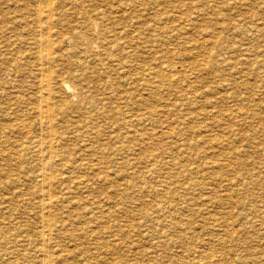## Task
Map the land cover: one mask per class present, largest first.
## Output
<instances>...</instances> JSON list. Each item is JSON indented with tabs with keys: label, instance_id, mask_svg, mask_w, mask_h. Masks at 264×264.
<instances>
[{
	"label": "rangeland",
	"instance_id": "rangeland-1",
	"mask_svg": "<svg viewBox=\"0 0 264 264\" xmlns=\"http://www.w3.org/2000/svg\"><path fill=\"white\" fill-rule=\"evenodd\" d=\"M14 1H0V16L6 14L4 18L7 21L4 18L0 19V46L3 48H0V52L3 54L0 53V79H2L0 85L4 83L0 86V109L7 110L6 112L0 110V137L4 138H0V144L2 143L0 145V257H2L0 264H39V262L40 264H264V0H113L114 5L109 3L113 2L112 0H108L109 2L107 0H79V4L76 2L77 0H51V4H53L51 5V20H48L45 13L41 12V10L46 11L47 9L43 0ZM12 2L14 3L12 4ZM69 3H72L70 7ZM8 4L10 9H8ZM29 4L34 10L30 6L27 7ZM15 5L16 8H14ZM144 5L146 6L144 7ZM38 7L40 11L37 10ZM56 7L58 9H55ZM104 8H108L109 11ZM14 9L18 10V13ZM99 9H101L100 12ZM117 9L124 12L121 14ZM102 11H106L107 14L104 15ZM62 13L64 14L62 15ZM111 13L117 15L114 16ZM83 15L85 17H82ZM87 15H90L91 21L96 23L92 24L91 21L88 23ZM99 15H104V20ZM107 15L112 16L106 17ZM128 16L134 19H130ZM19 17L24 19L23 22ZM81 17L86 19H80ZM74 19L75 21L72 22ZM1 20L5 23H1ZM38 21L41 23H37ZM59 21L63 23L61 24ZM56 22H59L60 26H57ZM119 23L120 25H117ZM72 25H74V29ZM8 27L12 29L10 28V30ZM86 27L88 29H84ZM128 27L131 28L128 29ZM32 28H34L33 31H31ZM55 28H58L57 31ZM58 31L60 32L57 33ZM9 32L10 38H8ZM31 33L34 38L32 35L30 36ZM48 35L51 40L50 46H52L49 47L50 50L47 48L51 54L50 60L42 56L47 50L40 53L41 37ZM107 35H109L108 38ZM13 37L16 38L13 39ZM18 38L19 43L17 42ZM109 41L112 43L109 44ZM35 44L40 46L39 49ZM102 44L104 45L102 46ZM128 44L132 46L130 47ZM143 44L148 46H143ZM66 46L70 48H66ZM71 48L72 51H70ZM61 49L65 50L68 56L64 55L65 53ZM10 51L12 52L10 53ZM26 51H30V53L27 54ZM139 51H142L141 54ZM82 52L84 53L81 54ZM98 52L101 55L97 54ZM86 53L89 59L86 58ZM127 53L128 55H125ZM121 54L125 55L126 60L124 58H122L123 61L121 60ZM103 57L104 59H102ZM19 59L21 61L18 63ZM57 59L59 63H57ZM95 60L98 63L93 62ZM114 61L117 63V67H115ZM136 61L139 62L136 63ZM78 62L83 63L81 64L83 68ZM88 62L90 63L88 64ZM101 62H103L104 68ZM69 63L71 64L69 65ZM92 63L95 67L93 69ZM107 63L110 64L106 69ZM111 66L114 69L121 67L123 71L118 69L119 71L116 73L115 70L114 73ZM126 66H130V68ZM77 67H80L81 71ZM135 68L140 73L135 72ZM131 69L134 71L132 72ZM83 70L86 72L88 70V72L85 73ZM101 70L102 73H105H103L104 75L100 74ZM33 71L35 72L33 73ZM42 72L43 74L52 72L51 77L53 78L48 79L44 76L45 78L43 77L42 80L38 79L43 75ZM94 72L98 73L97 76L95 74L93 76ZM63 78L64 80L61 81L60 79ZM39 80L41 81L39 82ZM90 80L100 82L93 84ZM113 80L114 82H112ZM117 80L119 84L116 83ZM7 81L8 83H6ZM57 81H59L58 85H56ZM76 81L79 82V87L75 83ZM130 81H133V84H129ZM112 83L113 85H110ZM35 84L36 86H34ZM47 87L52 88L51 99L45 100L48 92ZM25 88L28 89L24 90ZM91 98H95L93 102L90 101ZM31 101L34 103L32 104ZM44 101L51 104L53 114L56 112L53 119H50L53 114L51 117H48L47 114L44 116L37 114L38 106L46 105ZM103 101H105V105L102 103ZM10 102L15 104L10 105ZM76 103L77 105H75ZM115 106H117L116 109ZM130 108L132 111H129ZM144 111L147 113L148 119L145 117ZM106 112L109 116H105ZM60 113L61 115L66 113V116H61ZM55 115L60 116L55 117ZM128 115H132L130 118L134 119L128 121ZM74 121L77 126L71 123ZM145 121H147V125ZM8 122L9 124H7ZM77 123H79V127ZM124 123L128 126L126 124L124 126ZM5 126L9 129V133ZM19 126L22 129H19ZM2 127L5 128L2 130ZM81 127L83 132L86 130L84 133L81 131ZM131 128L134 130L137 128V131L134 132ZM76 129L77 131H75ZM143 130L144 132H142ZM3 131L7 133L3 134ZM14 131L15 133H13ZM138 131L139 133H137ZM65 132L68 133L65 136L68 137L67 140L64 135L62 136ZM118 132H122L123 135ZM32 134L35 135L32 136ZM83 134L85 135L83 136ZM97 134L101 137H97ZM117 138L120 139L117 140ZM61 139L62 141H60ZM46 141H49V144ZM139 141L143 143H139ZM55 142H57L56 145ZM74 142L79 143H76L74 147ZM130 142L132 143L130 144ZM111 143L114 148L110 146ZM172 143L176 144L173 146ZM19 144L22 145L19 146ZM50 144L52 147H49ZM64 144L67 145V148ZM58 145L61 146L58 148ZM62 146H64V150L61 148ZM91 146L96 147L93 148L94 152ZM111 147L114 150L119 148L114 151ZM19 148L21 151L18 150ZM24 149L25 151H22ZM80 151H84V154ZM129 151L132 152L129 154ZM65 154L67 156H64ZM76 154H78L77 156L82 155L76 158L74 156ZM139 155L140 159L137 158ZM142 155L146 157H142ZM62 156L67 157L68 162ZM123 156L125 158L122 159ZM47 173L48 175H46ZM43 177L46 179L44 180ZM46 194L51 197L48 195L47 199ZM40 197L42 198L40 199ZM51 201L55 202L50 204ZM46 215L52 216L49 218ZM43 217L49 218V220H43ZM46 226L53 231L49 230V232ZM54 227L55 229H53ZM40 230H42L41 234ZM165 233H168L167 237ZM20 235L22 241L18 240ZM11 240L14 241L11 242L12 244H10ZM36 243L38 245L35 246ZM21 245H24V249ZM38 246L44 249H38ZM8 248L11 250L9 251ZM28 250L29 252H27ZM9 252H13L12 255L15 253V256H11ZM44 253L50 256L44 255ZM23 256L24 258H22Z\"/></svg>",
	"mask_w": 264,
	"mask_h": 264
},
{
	"label": "bare ground",
	"instance_id": "bare-ground-1",
	"mask_svg": "<svg viewBox=\"0 0 264 264\" xmlns=\"http://www.w3.org/2000/svg\"><path fill=\"white\" fill-rule=\"evenodd\" d=\"M0 1H1V0H0ZM3 1H5V0H3ZM12 1H14V0H12ZM21 1H22V0H21ZM40 1H41V0H40ZM61 1H62V0H61ZM78 1H79V0H77L76 2L78 3ZM112 1H113V0H112ZM116 1H119V0H116ZM121 1H122V0H121ZM129 1H130V0H129ZM137 1H138V0H137ZM14 2H15V1H14ZM14 2H12V4H13ZM16 2H17V1H16ZM43 2H44L45 5L47 6V7H46L47 9H46V11L41 10V12H44V13H45V16H46V18H48V20H49V19L51 20V17H52L51 5H53V4H51V0H43ZM43 2H42V3H43ZM107 2H109V1L107 0ZM141 2H143V1H141ZM144 2H146V1H144ZM144 2H143V3H144ZM2 3H4V2H2ZM2 3H1V4H2ZM10 3H11V2H10ZM21 3L23 4V2H21ZM32 3H34V2H32ZM40 3H41V2H40ZM77 3H76V4H77ZM102 3H103V2H102ZM109 3H113V5H114V1H113V2L110 1ZM127 3H128V2H127ZM136 3H137V2H136ZM136 3H135V4H136ZM139 3H140V1H139ZM6 4H7V3H6ZM15 4H16V3H15ZM36 4H37V3H36ZM69 4H70V3H69ZM78 4H79V3H78ZM117 4H118V3H117ZM121 4H122V3H121ZM131 4H132V3H131ZM140 4H141V3H140ZM4 5H5V4H4ZM20 5H21V4H20ZM32 5H33V4H32ZM40 5H42V4H40ZM54 5L57 6V4H54ZM71 5H72V3L69 5V7H70ZM119 5H120V3H119ZM138 5H139V4H138ZM7 6H8V9H10V8H9V4H8ZM11 6H12V5H11ZM23 6H25V5H23ZM28 6H30V4L27 5V7H28ZM59 6H61V5H59ZM63 6H64V5H63ZM63 6H62V7H63ZM107 6H108V5H107ZM110 6H111V5H110ZM120 6H121V5H120ZM133 6H134V5H133ZM139 6H140V5H139ZM145 6H146V5H144V7H145ZM18 7H19V6H18ZM27 7H26V8H27ZM30 7H31V6H30ZM40 7H43V6H40ZM53 7H54V6H53ZM64 7H65V6H64ZM64 7H63V8H64ZM81 7H82V6H81ZM113 7H115V6H113ZM113 7H110V8H113ZM117 7H118V6H117ZM1 8H2V7H1ZM12 8H13V7H12ZM14 8H16V5L14 6ZM31 8H32V7H31ZM35 8H37V7H35ZM60 8H61V7H60ZM71 8H72V7H71ZM73 8H74V6H73ZM73 8H72V11H73ZM115 8H116V7H115ZM115 8H113V10H115ZM125 8H126V7H125ZM132 8H134V7H132ZM135 8H136V7H135ZM3 9H5V8H3ZM3 9H2V10H3ZM8 9H7V10H8ZM23 9H24V8H23ZM55 9H58V8L56 7ZM55 9H53V10H55ZM69 9H70V8H69ZM80 9H81V8H80ZM82 9H83V8H82ZM82 9H81V10H82ZM104 9H105V8H104ZM120 9H121V8H120ZM14 10L16 11V9H14ZM21 10H22V9H21ZM32 10H34V9L32 8ZM37 10H39V7H38ZM78 10H79V9H78ZM100 10H101V9H99V12H100ZM105 10H108V8L105 9ZM122 10H123V7H122L121 11H122ZM140 10H141V9H140ZM5 11H6V10H5ZM9 11H10V10H9ZM9 11H8V12H9ZM15 11H14V12H15ZM17 11H18V10H17ZM17 11H16V12H17ZM35 11H36V10H35ZM35 11H34V12H35ZM39 11H40V10H39ZM57 11H58V10H57ZM63 11H64V10H63ZM63 11H61V12H63ZM79 11H80V10H79ZM83 11H84V10H83ZM91 11H93V10H91ZM108 11H109V10H108ZM117 11H118V9H117ZM117 11H116V12H117ZM121 11H118V12H121ZM12 12H13V11H12ZM36 12L38 13V11H36ZM66 12H67V11H66ZM93 12H94V11H93ZM99 12H98V13H99ZM102 12H104V11H102ZM111 12H112V11H111ZM123 12H124V11H123ZM123 12H121V14H122ZM142 12H143V11H142ZM4 13H5V12H4ZM6 13H7V12H6ZM17 13H18V12H17ZM17 13H16V14H17ZM19 13H20V11H19ZM21 13H22V12H21ZM64 13H65V12H64ZM64 13H62V15H63ZM79 13H80V12H79ZM84 13H85V12H84ZM87 13H88V12H87ZM105 13H106V11L104 12V15H105ZM112 13H113V12H112ZM112 13H111V14H112ZM54 14H56V13H54ZM58 14H59V12H58ZM58 14H57V15H58ZM96 14H97V13H96ZM106 14H107V13H106ZM2 15H3V12H2ZM5 15H6V14H4V16H5ZM10 15H11V14H10ZM10 15H9V17H10ZM12 15H13V14H12ZM38 15H39V13H38ZM57 15H56V16H57ZM66 15H67V14H66ZM85 15H86V13H85ZM85 15H83L82 17H85ZM104 15H103V16H102V15H99V17H100V18H103ZM112 15L115 16V15H117V14H112ZM112 15H107L106 17H108V16H112ZM129 15H130V14H129ZM144 15H145V14H144ZM144 15H143V16H144ZM147 15H148V14H147ZM147 15H145V16H147ZM4 16H2V17L0 16V19H1V18H4ZM32 16H33V13H32ZM43 16H44V15H43ZM60 16H61V15H60ZM87 16H88V15H87ZM89 16H90V15H89ZM89 16L87 17L88 21L86 20L88 23H90V21H91V19H90ZM95 16H96V15H95ZM95 16H94V17H95ZM13 17H15V16H13ZM68 17H69V16H68ZM82 17H81L80 19H83V20L86 19V18L84 19V18H82ZM91 17H92V16H91ZM106 17H105V18H106ZM116 17H117V16H116ZM119 17H120V16H118V19H120ZM121 17H122V16H121ZM125 17H126V15H125ZM128 17H129V16H128ZM10 18H11V17H10ZM30 18H31V17H30ZM62 18H63V17H62ZM62 18H61V20L63 21ZM75 18H76V17H75ZM95 18H96V17H95ZM97 18H98V16H97ZM129 18L131 19V18H133V17H129ZM5 19H6V18H4V20H5ZM19 19H20V17H19ZM33 19L35 20V16L33 17ZM33 19L31 18V20H33ZM43 19H44V18H43ZM66 19H68V18H66ZM76 19H78V18H76ZM107 19H109V18H107ZM111 19H112V18H111ZM118 19H117V20H118ZM133 19H134V18H133ZM20 20H22V18H21ZM20 20H19V21H20ZM23 20H24V19H23ZM23 20H22V22H23ZM31 20H30V21H31ZM38 20H39V19H38ZM40 20H41V19H40ZM83 20H82V21H83ZM92 20H93V19H92ZM96 20H98V19H96ZM103 20H104V18H103ZM103 20H102V21H103ZM105 20H106V19H105ZM115 20H116V19H115ZM121 20H122V19H121ZM126 20H128V19H126ZM136 20H137V18H136ZM136 20H135V21H136ZM5 21H6V20H5ZM14 21H15V20L13 19V22H14ZM25 21H26V20H25ZM74 21H75V19H74L72 22H74ZM78 21L80 22L81 20H78ZM78 21H77V22H78ZM100 21H101V20H100ZM106 21H107V20H106ZM2 22H3V20H1V23H2ZM6 22H7V21H6ZM13 22H12V24H13ZM22 22H21V23H22ZM42 22H44V21H42ZM54 22H55V21H54ZM59 22H60V21H59ZM59 22H58V23L56 22L57 26H60ZM66 22H68V21H66ZM91 22H92V21H91ZM94 22H95V21H93L92 24H94ZM107 22H110V21H107ZM115 22H117V21H115ZM115 22H113V24H115ZM127 22H128V21H127ZM129 22H130V20H129ZM3 23H5V22H3ZM21 23H20V24H21ZM37 23H41V22L38 21ZM60 23H61V22H60ZM62 23H63V22H62ZM62 23H61V24H62ZM83 23H84V22H83ZM88 23H87V24H88ZM95 23H96V22H95ZM102 23H103V22H102ZM130 23H131V22H130ZM130 23H129V24H130ZM132 23H133V22H132ZM134 23H135V22H134ZM136 23H137V22H136ZM6 24H8V23H6ZM22 24H23V23H22ZM25 24H26V23H25ZM34 24H35V22H34ZM44 24H45V23H44ZM48 24H49V23H48ZM74 24H75V23H74ZM97 24H98V21H97ZM110 24L112 25L111 22H110ZM121 24H122V23H121ZM1 25H2V24H1ZM38 25H39V24H38ZM51 25H52V24H51ZM63 25H64V24H63ZM69 25H70V24H69ZM69 25H68V27L70 28ZM78 25H79V23H78ZM95 25H96V24H95ZM117 25H120V23L117 24ZM132 25H133V24H132ZM134 25H135V24H134ZM3 26L5 27V25H3ZM42 26H43V24H42ZM44 26H45V25H44ZM72 26H73V29H74V25H72ZM105 26H107V25H105ZM115 26H116V24H115ZM115 26H113V27H115ZM121 26H122V25H121ZM128 26H129V25H128ZM13 27H14V25H13ZM39 27H40V25H39ZM61 27L63 28V26H61ZM75 27H76V25H75ZM84 27H85V26H84ZM88 27H89V26H88ZM94 27H95V26H94ZM94 27H93V28H94ZM101 27H102V26H101ZM103 27H104V26H103ZM103 27H102V28H103ZM109 27H110V26H109ZM123 27H124V26H123ZM126 27H127V26H126ZM126 27H124V28H126ZM10 28H11V27H10ZM10 28L8 27V29H10ZM50 28H51V27H50ZM59 28H60V27H59ZM65 28H66V27H65ZM78 28H80V27L78 26ZM90 28H91V27H90ZM90 28H89V29H90ZM105 28H107V27H105ZM110 28H111V27H110ZM110 28H109V29H110ZM117 28H118V26H117ZM124 28H123V29H124ZM130 28H131V27H130ZM130 28L128 27V29H130ZM11 29H12V28H11ZM11 29H10V30H11ZM33 29H34V28H32L31 31H33ZM39 29H40V28H39ZM42 29H43V28H42ZM55 29H56V28H55ZM57 29H58V28H57ZM57 29H56V31H57ZM60 29H61V28H60ZM75 29H76V28H75ZM84 29H88V28L86 27V28H84ZM84 29H82V30H84ZM112 29H113V28H112ZM115 29H116V27H115ZM119 29H120V26H119ZM1 30H2V28H1ZM4 30H5V29H4ZM10 30H9V31H10ZM70 30H71V29H70ZM76 30H77V29H76ZM101 30H102V29H101ZM116 30H117V29H116ZM116 30H115V31H116ZM120 30H121V29H120ZM132 30H133V29H132ZM132 30H131V31H132ZM72 31H73V30H72ZM79 31H80V30H79ZM99 31H100V30H99ZM106 31H107V29H106ZM2 32H3V31H2ZM34 32H35V30H34ZM45 32H47V31H45ZM59 32H60V31H58L57 33H59ZM63 32H65V31L63 30ZM86 32H87V30H86ZM94 32H95V31H94ZM109 32H110V30H109ZM119 32H120V31H119ZM121 32H123V31H121ZM134 32H135V31H134ZM3 33H4V32H3ZM6 33H7V32H6ZM39 33H40V32H39ZM57 33H56V34H57ZM67 33H68V32H67ZM78 33H79V32H78ZM80 33H81V32H80ZM97 33H98V32H97ZM115 33H116V32H115ZM123 33H124V32H123ZM123 33H121V34H123ZM128 33H129V32H128ZM131 33H132V32H131ZM1 34H2V33H1ZM7 34H8V33H7ZM48 34H49V33H48ZM53 34H54V33H53ZM53 34H52V35H53ZM70 34H71V32H70ZM82 34H83V33H82ZM84 34H86L85 31H84ZM88 34H89V33H88ZM31 35H32L33 38H34V35H33L32 33L30 34V36H31ZM46 35H47V33H46ZM73 35H74V34H73ZM101 35H102V34H101ZM103 35H104V34H103ZM109 35H110V37H111V34H109ZM109 35H107L106 37L108 38ZM115 35L117 36V33H116ZM115 35H114V39H115ZM119 35H120V33H119ZM124 35H125V34H124ZM126 35H129V34H126ZM2 36H3V35H2ZM35 36H36V35H35ZM38 36H39V35H38ZM61 36H62V34H61ZM88 36H89V35H88ZM104 36H105V35H104ZM133 36H134V35H133ZM136 36H138V35L136 34ZM136 36H135V37H136ZM6 37H7V36H6ZM36 37H37V36H36ZM49 37H50L49 35H48V36H44L43 38L41 37V40H40V44H41V45L39 44V42H37V39H36V42H37L41 47H40L39 45L37 46V45H36L37 43L33 41L34 43H36L35 45L38 47V49H39V47L41 48V49H40V53L43 52V51H45V50H47V48L50 50V48L52 47V46H50V45H51V40H49ZM64 37H65V35H64ZM127 37H129V36H127ZM131 37H132V36H131ZM8 38H10V32H9V37H8ZM11 38H12V37H11ZM15 38H16V37H13V39H15ZM51 38H52V37H51ZM53 38H54V37H53ZM66 38H67V37H66ZM86 38H87V37H86ZM98 38H99V37H98ZM55 39H56V38H55ZM68 39H69V37H68ZM68 39H67V40H68ZM75 39H76V38H75ZM92 39H93V38H92ZM103 39H104V37H103ZM121 39H122V38H121ZM121 39H119V40H121ZM124 39H125V38H124ZM124 39H123V40H124ZM130 39H131V38H130ZM72 40H73V39H72ZM96 40H98V39H96ZM126 40H127V39H126ZM126 40H125V41H126ZM135 40H136V39H135ZM143 40H144V39H143ZM18 41H19V38L17 39V42H18ZM20 41H22V40H20ZM24 41H26V40H24ZM24 41H23V43H24ZM101 41H103V40H101ZM104 41H105V40H104ZM107 41H108V40H107ZM107 41H105V42H107ZM112 41H113V40H112ZM129 41H130V40H129ZM0 42H1V41H0ZM10 42H11V41H10ZM10 42H9V44H10ZM26 42H27V41H26ZM31 42H32V41H31ZM67 42H68V41H67ZM105 42H104V43H105ZM114 42H115V41H114ZM116 42H117V40H116ZM122 42H123V41H122ZM126 42H127V41H126ZM130 42H131V41H130ZM130 42H129V43H130ZM135 42H136V41H135ZM145 42H146V41H145ZM145 42H144V43H145ZM12 43H13V42H12ZM18 43H19V42H18ZM27 43H28V42H27ZM88 43H89V42H88ZM98 43H99V42H98ZM101 43H102V42H101ZM101 43H100V44H101ZM111 43H112V42H111ZM111 43H110V41H109V44H111ZM132 43H133V42H132ZM139 43H140V42H139ZM53 44H54V43H53ZM66 44H67V43H66ZM92 44H93V42H92ZM94 44H95V43H94ZM114 44H115V43H114ZM124 44H125V43H123V45H124ZM12 45H13V44H12ZM35 45H34V46H35ZM59 45H60V43H59ZM80 45H81V44H80ZM97 45L99 46V44H97ZM103 45H104V44H102V46H103ZM106 45H107V43H106ZM112 45H113V44H112ZM115 45H116V44H115ZM121 45H122V44H121ZM126 45H127V44H126ZM129 45H130V44H128V46H129ZM136 45H137V44H136ZM139 45H140V44H139ZM139 45H138V46H139ZM141 45H142V44H141ZM141 45H140V46H141ZM144 45H146V44H143V46H144ZM32 46H33V45H32ZM77 46H78V45H77ZM102 46H101V47H102ZM107 46H108V45H107ZM116 46H117V45H116ZM124 46H125V45H124ZM124 46H123V47H124ZM131 46H132V45H130V47H131ZM133 46H134V45H133ZM138 46H135V47L137 48ZM140 46H139V47H140ZM146 46H148V45H146ZM37 47H34V48H37ZM49 47H50V48H49ZM63 47H64V45H63ZM67 47L70 48L69 46H66V48H67ZM81 47H82V46H81ZM101 47H100V48H101ZM105 47H106V46H105ZM111 47H112V46H111ZM119 47H121V46H119ZM126 47H127V46H126ZM0 48H2V47L0 46ZM6 48H7V47H6ZM6 48H4V49H6ZM12 48H13V47H12ZM12 48H11V49H12ZM16 48H17V47H16ZM16 48H15V49H16ZM58 48H59V47H58ZM61 48H62V47H61ZM76 48H77V47H76ZM86 48H89V47H86ZM140 48H141V47H140ZM144 48H145V47H144ZM2 49H3V48H2ZM23 49H24V47H23ZM62 49H63V48H62ZM62 49H61V50H62ZM64 49H65V48H64ZM90 49H92V48H90ZM122 49H123V48H122ZM122 49H121V50H122ZM49 50H47L46 52H44V54H42V56H45V57L47 58V60H50V59H51V54H50ZM77 50H78V49H77ZM80 50H81V49H80ZM83 50H84V48H83ZM86 50H88V49H86ZM93 50H94V49H93ZM123 50H124V49H123ZM136 50H137V49H136ZM2 51H3V50H2ZM4 51H5V50H4ZM14 51H15V50H14ZM18 51H19V50H18ZM23 51H24V50H23ZM37 51H39V50H37ZM62 51L65 53V50H62ZM70 51H72V48L70 49ZM73 51H74V50H73ZM102 51H103V50H102ZM104 51H105V50H104ZM111 51H112V50H111ZM119 51H120V50H119ZM130 51H131V49H130ZM133 51H134V50H133ZM11 52H12V51H10V53H11ZM16 52H17V51H16ZM16 52H15V53H16ZM26 52H27V51H26ZM28 52L30 53V51H28ZM28 52H27V54H29ZM58 52H59V51H58ZM58 52H57V53H58ZM86 52H87V51H86ZM100 52H101V50H100ZM100 52H98L97 54H100V55H101L102 52H101V53H100ZM117 52H118V51H117ZM120 52H121V51H120ZM128 52H129V49H128ZM140 52H142V51H139V53H140ZM0 53H1V52H0ZM15 53H13V54H15ZM19 53H21V52H19ZM74 53H75V51H74ZM78 53H79V52H78ZM78 53H77V54H78ZM83 53H84V52H82L81 54H83ZM87 53H90V52H87ZM87 53H86V54H87ZM95 53H96V52H95ZM95 53H94V54H95ZM130 53H132V52H130ZM135 53H137V52H135ZM139 53H138V54H139ZM1 54H2V53H1ZM6 54H7V53H6ZM6 54H5V55H6ZM17 54H18V52H17ZM17 54H16V55H17ZM32 54H33V53H32ZM32 54H30V55L32 56ZM52 54L54 55V53H52ZM68 54H69V53H68ZM72 54H73V52H72ZM91 54H92V53H91ZM94 54H93V55H94ZM103 54H104V53H103ZM108 54H111V52H108ZM112 54H113V53H112ZM140 54H141V53H140ZM2 55H3V54H2ZM10 55H11V54H10ZM53 55H52V56H53ZM64 55H67V54L65 53ZM64 55H63V56H64ZM74 55H76V54H74ZM104 55L107 56V54H104ZM125 55H128V53L125 54ZM125 55L122 56V54H121V56H122V57L120 56V57H121V60H122V58H124ZM129 55H130V54H129ZM133 55H134V53L132 54V56H133ZM0 56H1V55H0ZM7 56H8V55H7ZM7 56H5V57H7ZM58 56H59V53L57 54V57H58ZM67 56H68V55H67ZM67 56H66V57H67ZM72 56H73V55H72ZM90 56H91V55H90ZM94 56H95V55H94ZM96 56L98 57V55H96ZM116 56H117V55H116ZM135 56H136V54H135ZM135 56H134V57H135ZM139 56H140V55H139ZM2 57H3V56H2ZM5 57H4V58H5ZM12 57H14V56H12ZM12 57H11V58H12ZM57 57H56V58H57ZM61 57H62V55H61ZM61 57H60V58H61ZM64 57H65V56H64ZM69 57H70V56H69ZM83 57H84V56H83ZM107 57H109V56H107ZM107 57H105V58H107ZM117 57H118V56H117ZM137 57H138V56H137ZM4 58H3V59H4ZM22 58H23V57H22ZM54 58H55V57H54ZM62 58H63V57H62ZM70 58H71V57H70ZM74 58H76V57L74 56ZM74 58H73V59H74ZM77 58H78V56H77ZM84 58H85V57H84ZM86 58H88V54H87ZM90 58H91V57H90ZM109 58H110V57H109ZM109 58H108V60H109ZM113 58H115V57H113ZM113 58H112V59H113ZM132 58H133V57H132ZM132 58H131V59H132ZM135 58H136V57H135ZM58 59H59V57H58ZM58 59L56 60L57 63H59V62H58V61H59ZM65 59H67V58H65ZM73 59H72V62H73ZM88 59H89V58H88ZM102 59H104V57H103ZM102 59H101V60H102ZM110 59H111V58H110ZM116 59H117V58H116ZM124 59H125V58H124ZM136 59H137V58H136ZM139 59H140V58H139ZM24 60H26V58H24ZM92 60H94V59L92 58ZM98 60H99V59H98ZM121 60L119 59V61H121ZM125 60H126V59H125ZM14 61H15V60H14ZM18 61L20 62L21 59L17 60V62H18ZM45 61H46V59H45ZM115 61H116V60H115ZM115 61H114V63H115ZM122 61H123V60H122ZM132 61L134 62L133 59H132ZM0 62H1V61H0ZM11 62H13V61H11ZM19 62H18V63H19ZM79 62H80V61H79ZM79 62H78V63H79ZM93 62H97V61L95 60V61H93ZM99 62H100V61H99ZM112 62H113V61H112ZM116 62H117V61H116ZM124 62H125V61H124ZM128 62H129V61H128ZM138 62H139V61H138ZM138 62L136 61V63H138ZM13 63H14V62H13ZM18 63H17V64H18ZM39 63H40V62H39ZM89 63H90V62H88V64H89ZM97 63H98V62H97ZM97 63H96V64H97ZM101 63H102V67L104 68V66H103V62H101ZM104 63H105V60H104ZM110 63H111V62H110ZM110 63H107V66H105V68L108 67V66H109L108 64H110ZM120 63H121V62H120ZM129 63H130V62H129ZM136 63H135V64H136ZM40 64H41V63H40ZM40 64H39V65H40ZM65 64H66V62H65ZM70 64H71V63H69V65H70ZM72 64H74V63H72ZM81 64H83V63H79L80 67L83 68V67L81 66ZM96 64H95V66H97ZM116 64H117V63H115V65H116ZM122 64H123V63H122ZM126 64H127V63H126ZM130 64H131V63H130ZM11 65H12V64H11ZM14 65H15V64H14ZM21 65H22V64H21ZM24 65H25V64H24ZM36 65H38V64H36ZM43 65H44V64H43ZM53 65H54V64H53ZM74 65H75V64H74ZM90 65H91V64H90ZM115 65H113V66H115ZM2 66H3V65H2ZM2 66H1V67H2ZM44 66H45V65H44ZM66 66H67V65H66ZM119 66H121V65H119ZM131 66H132V64H131ZM137 66H138V65H137ZM140 66H142V65H140ZM8 67H9V66H8ZM10 67H11V66H10ZM14 67H15V66H14ZM19 67H20V66H19ZM19 67H18V69H19ZM21 67H22V66H21ZM26 67H27V65H26ZM37 67H38V66H37ZM50 67H51V66H50ZM69 67H70V66H69ZM80 67H79V68H80ZM90 67H91V66H90ZM93 67H94V66H93V63H92V69H93ZM115 67H117V65H116ZM126 67H129V68H130V66H126ZM126 67H125V68H126ZM132 67H133V66H132ZM3 68H4V67H3ZM12 68H13V67H12ZM40 68H41V67H40ZM48 68H49V67H48ZM52 68H53V67H52ZM67 68H68V67H67ZM79 68L77 67V69H79ZM88 68H89V67H88ZM88 68H87V69H88ZM94 68H95V67H94ZM125 68H123V69H125ZM141 68H142V67H141ZM143 68L145 69V67H143ZM6 69H7V68H6ZM16 69H17V68H16ZM24 69H25V67H24ZM34 69H35V67H34ZM44 69H45V67H44ZM50 69H51V68H50ZM59 69H60V67H59ZM84 69L86 70V68H84ZM90 69H91V68H90ZM106 69H107V68H106ZM113 69H114V68H112V66H111V70H112L113 72L116 70V71H115L116 73H117V71H119L120 69L122 70L121 67H120V69H119V67H118L119 70H118V69H114V70H113ZM138 69H139V68H138ZM14 70H15V69H14ZM36 70H37V69H36ZM39 70H40V69H39ZM47 70H48V72H49V69H47ZM47 70H45V71H47ZM70 70L72 71V68H70ZM79 70H80V69H79ZM85 70H83V71H85ZM95 70H96V69H95ZM95 70H94V71H95ZM102 70H103V69H102ZM102 70H101L100 74H103V73H104V72L102 73ZM126 70H127V69H126ZM131 70H132V69H131ZM142 70H143V69H142ZM142 70H141V71H142ZM6 71L8 72V69H7ZM9 71H10V70H9ZM11 71H12V70H11ZM16 71H17V70H16ZM18 71H20V70H18ZM45 71H44V72H45ZM74 71H77V70H74ZM74 71H73V72H74ZM80 71H81V70H80ZM90 71H91V70H90ZM99 71H100V69H99ZM108 71H109V70H108ZM122 71H123V70H122ZM122 71H120V72H122ZM133 71H134V70H132V72H133ZM136 71H138V73H140L139 70H136V68H135V72H136ZM22 72H23V71H22ZM34 72H35V71H33V73H34ZM56 72H57V71H56ZM62 72H63V71H62ZM87 72H88V70H87ZM87 72L85 71V73H87ZM92 72H93V70H92ZM97 72H98V71H97ZM106 72H107V71H106ZM110 72H111V71H110ZM110 72H109V73H110ZM115 72H114V73H115ZM126 72H127V71H126ZM132 72H131V73H132ZM144 72H146V71H144ZM5 73H6V72H5ZM13 73H15V72H13ZM19 73H20V72H19ZM53 73H54V72H53ZM57 73H58V72H57ZM81 73H82V72H81ZM95 73H96V72L93 73V76H95V75L97 76L98 73H97V74H95ZM107 73H108V72H107ZM111 73H112V72H111ZM111 73H110V74H111ZM147 73H148V72H147ZM42 74H43V72H42ZM51 74H52V72H51V73H44V74L41 76V78H38V79H41V80H42V78H43L44 76H46V78L49 79V78L51 77ZM54 74H55V73H54ZM77 74H78V73H77ZM94 74H95V75H94ZM104 74H105V73H104ZM104 74H103V75H104ZM110 74H109V75H110ZM121 74H122V73H121ZM124 74H125V73H124ZM128 74H129V73H128ZM135 74L137 75V73H135ZM2 75H3V74H2ZM13 75H15V74H13ZM33 75H34V74H33ZM35 75H36V74H35ZM38 75H40V74H38ZM59 75H60V73H59ZM67 75H68V74H67ZM73 75H74V74H73ZM78 75H79V74H78ZM78 75H77V76H78ZM81 75L84 76L83 74H81ZM81 75H80V76H81ZM115 75H116V74H115ZM117 75H119V74H117ZM122 75H123V74H122ZM130 75H131V74H130ZM142 75H143V74H142ZM142 75H141V76H142ZM16 76H17V75H16ZM54 76H55V75H54ZM75 76H76V75H75ZM85 76H86V75H85ZM106 76H107V75H106ZM119 76H120V75H119ZM123 76H125V75H123ZM134 76H135V75H134ZM138 76H139V75H138ZM1 77H2V76H1ZM4 77H5V76H4ZM10 77H11V76H10ZM70 77H71V74H70ZM102 77H103V76H101V78H102ZM131 77H132V76H131ZM142 77H143V76H142ZM144 77H145V76H144ZM13 78H14V77H13ZM17 78L19 79V77H17ZM32 78H35V77H32ZM44 78H45V77H44ZM51 78H53V77H51ZM55 78H56V77H55ZM58 78H59V77H58ZM78 78H79V77H78ZM93 78H94V77H93ZM96 78H97V77H96ZM101 78H100V79H101ZM103 78H104V77H103ZM107 78H108V77H107ZM107 78H105V79H107ZM112 78H114V77L112 76ZM112 78H111V79H112ZM122 78H124V77H122ZM128 78H129V76H128ZM15 79H16V78H15ZM38 79H37V80H38ZM48 79H47V80H48ZM71 79H72V78H71ZM74 79H75V78H74ZM79 79H80V78H79ZM116 79H117V78H116ZM116 79H115V80H116ZM132 79H133V78H132ZM145 79H146V78H145ZM0 80L2 81V79H0ZM7 80H8V79H7ZM41 80H39V82H40ZM60 80L62 81V80H64V78H63V79H60ZM76 80H77V79H76ZM93 80H94V79H93ZM103 80H104V79H103ZM108 80H109V79H108ZM11 81H13V80H11ZM15 81H16V80H14V82H15ZM33 81H34V80H33ZM48 81H49V80H48ZM61 81H60V83H61ZM66 81H68V80H66ZM77 81H80V80H77ZM77 81H76L75 83H77ZM87 81H88V80H87ZM90 81L92 82V80H90ZM90 81H89V82H90ZM16 82H17V81H16ZM58 82H59V81H57V84H56V85H58ZM94 82H95V81H93L92 83L94 84ZM99 82H100V81H98V82L96 81L95 83L97 84V83H99ZM103 82H104V81H103ZM103 82H102V83H103ZM106 82H107V81H106ZM112 82H114V80H113ZM130 82H131V81H130ZM132 82H133V81H132ZM132 82L129 83V84H133ZM144 82H145V80H144ZM6 83H8V81H7ZM10 83H11V82H10ZM12 83H13V82H12ZM34 83H35V82H34ZM36 83H37V82H36ZM46 83H48V82H46ZM53 83H54V82H53ZM64 83H67V82H64ZM70 83H71V82H70ZM78 83H79V82H78ZM78 83H77V85H78ZM81 83L83 84V82H81ZM108 83H109V82H108ZM116 83L119 84V83H118V80H117ZM121 83H122V82H121ZM3 84H4V83H3ZM3 84L1 83V85H3ZM15 84H16V83H15ZM38 84H39V83H38ZM38 84H37V85H38ZM48 84H49V83H48ZM71 84H73V83H71ZM96 84H95V85H96ZM114 84H115V83H114ZM125 84H126V82H125ZM129 84H128V85H129ZM146 84H147V82H146ZM1 85H0V86H1ZM53 85H55V84H53ZM53 85H52V86H53ZM61 85H62V84H61ZM69 85H70V84H69ZM91 85H92V84H91ZM102 85H103V84H102ZM110 85H113V83L110 84ZM6 86H7V85H6ZM13 86H14V85H13ZM29 86H30V85H29ZM34 86H36V84H35ZM39 86H40V85H39ZM39 86H37V87H39ZM48 86H49V85H48ZM52 86H51V87H52ZM80 86H81V85H80ZM83 86H84V85H83ZM83 86H82V87H83ZM86 86H87V85H86ZM105 86H106V85H105ZM123 86H124V85H123ZM129 86H130V85H129ZM131 86H133V85H131ZM144 86H145V85H144ZM15 87H16V86H15ZM17 87H18V85H17ZM30 87H31V86H30ZM30 87H29V88H30ZM44 87H45V86H44ZM49 87H50V86H49ZM49 87H47V89L45 88V89L48 91V92L46 91V92H47V95L45 96V97H46L45 100H46V99L48 100V99L51 97V94H50V93L52 92L51 89H52L53 87H52V88H49ZM78 87H79V85H78ZM91 87H92V86H91ZM101 87H102V86H101ZM106 87H107V86H106ZM114 87H115V86H114ZM120 87H121V85H120ZM142 87H143V86H142ZM145 87H146V86H145ZM0 88H1V87H0ZM2 88H3V87H2ZM5 88H6V87H5ZM39 88H40V87H39ZM39 88H38V89H39ZM55 88H56V87H55ZM57 88H58V87H57ZM85 88H86V87H85ZM87 88H88V86H87ZM96 88H97V87H96ZM103 88H105V87L103 86ZM107 88H108V87H107ZM118 88H119V87H118ZM133 88H135V87H133ZM26 89H28V88H25L24 90H26ZM38 89H37V90H38ZM43 89H44V88H43ZM43 89H42V90H43ZM65 89H66V88H65ZM119 89H121V88H119ZM126 89H127V88H126ZM126 89H125V90H126ZM141 89H143V88H141ZM2 90H3V89H2ZM14 90H15V89H14ZM63 90H64V89H63ZM71 90H72V89H71ZM81 90H82V89H81ZM115 90H116V89H115ZM133 90H136V89H133ZM0 91H1V89H0ZM4 91H5V89H4ZM22 91H23V90H22ZM27 91H28V90H27ZM43 91H44V90H43ZM57 91H58V90H57ZM64 91H65V90H64ZM74 91H76V90H74ZM74 91H73V92H74ZM79 91H80V88H79ZM89 91H90V90H89ZM113 91H114V88H113ZM84 92H85V91H84ZM114 92H115V91H114ZM117 92H119V91L117 90ZM2 93H3V92H2ZM10 93H11V92H10ZM25 93H26V92H25ZM27 93H28V92H27ZM36 93L38 94L37 91H36ZM71 93H72V92H71ZM0 94H1V92H0ZM3 94H4V93H3ZM6 94H7V93H6ZM21 94H22V93H21ZM61 94H63V93H61ZM81 94H82V93H81ZM86 94H87V93H86ZM86 94H85V95H86ZM93 94H94V92H93ZM102 94H103V93H102ZM110 94H112V93H110ZM115 94H116V93H115ZM14 95H15V94H14ZM38 95H39V94H38ZM41 95H42V94H41ZM44 95H45V94H44ZM75 95H76V94H75ZM90 95H91V97H92V94H90ZM18 96H19V95H18ZM20 96H21V95H20ZM56 96H57V95H56ZM83 96H84V95H83ZM86 96H87V95H86ZM93 96H94V95H93ZM96 96H97V95H96ZM101 96H104V95H101ZM0 97H1V96H0ZM6 97H7V96H6ZM12 97H13V95H12ZM23 97H24V96H23ZM29 97H30V94H29ZM34 97H35V96H34ZM58 97H59V96H58ZM64 97H65V96H64ZM70 97H71V95H70ZM98 97H99V96H98ZM107 97H108V96H107ZM107 97H106V98H107ZM110 97H111V96H110ZM113 97H114V96H113ZM16 98H17V97H16ZM31 98H32V97H31ZM38 98H39V97H38ZM61 98H62V97H61ZM65 98H66V97H65ZM89 98H90V97H89ZM104 98H105V97H104ZM120 98H122V97H120ZM2 99H3V98H2ZM9 99H10V98H9ZM9 99H8V100H9ZM17 99L19 100V98H17ZM17 99H16V100H17ZM50 99H51V98H50ZM93 99H95V98H93ZM93 99L91 98L90 101L93 102ZM3 100H4V102H5V99H3ZM6 100H7V99H6ZM18 100H17V101H18ZM28 100H29V99H28ZM33 100H34V99H33ZM41 100H42V99H41ZM70 100H72V99H70ZM70 100H69V101H70ZM97 100H98V99H97ZM103 100H104V99H103ZM107 100H109V99H107ZM145 100H146V99H145ZM17 101H16V102H17ZM21 101H22V100H21ZM23 101H24V99H23ZM50 101H52V100H50ZM53 101H54V100H53ZM62 101H63V100H62ZM90 101H89V102H90ZM94 101H95V100H94ZM99 101H100V100H99ZM7 102H8V101H7ZM44 102H45V101H44ZM95 102H96V101H95ZM104 102H105V101H103L102 103H104ZM5 103H6V102H5ZM5 103H4V104H5ZM31 103L33 104L34 102L31 101ZM42 103H43V101H42ZM45 103H46V102H45ZM97 103H98V102H97ZM109 103H110V102H109ZM109 103H108V104H109ZM134 103H136V102H134ZM145 103H146V101H145ZM145 103H144V104H145ZM13 104H15V103L12 102V104H11V102H10V105H13ZM16 104H17V103H16ZM27 104L30 105V103H27ZM39 104H40V102H39ZM39 104H38V105H39ZM66 104H67V103H66ZM81 104H82V103H81ZM94 104H95V103H94ZM100 104H101V102H100ZM1 105H2V104H1ZM6 105H7V104H6ZM8 105H9V104H8ZM58 105H60V104H58ZM71 105H72V104H71ZM75 105H77V103H76ZM86 105H87V103H86ZM101 105H102V104H101ZM104 105H105V103H104ZM106 105H107V104H106ZM136 105H139V104H136ZM4 106H5V105H3V107H4ZM22 106H23V105H22ZM93 106H94V105H93ZM102 106H103V105H102ZM109 106H110V105H109ZM109 106H108V108H110ZM134 106H135V105H134ZM143 106H144V105H143ZM145 106H146V105H145ZM5 107H6V106H5ZM76 107H78V106H76ZM82 107H83V104H82ZM105 107H106V106H105ZM116 107H117V106H115L114 108L116 109ZM8 108H9V107H8ZM57 108H58V107H57ZM94 108H95V107H94ZM108 108H107V109H108ZM147 108H148V107H147ZM2 109H3V108H2ZM2 109H0V110H2ZM23 109H24V108H23ZM25 109H26V108H25ZM25 109H24V110H25ZM52 109H53V108L51 107V104H50L49 102H47L46 105L44 104V106H43V105H42V106H38V109H37L38 113H37V114H39L40 116H44L45 114H47L48 117H51V114H53V113H52V111H53ZM68 109H69V108H68ZM100 109H102V108H100ZM100 109H99V110H100ZM120 109H121V108H120ZM134 109H135V108H134ZM139 109H140V108H139ZM5 110H6V109H5ZM21 110H22V109H21ZM63 110H65V109H63ZM63 110H61V111H63ZM90 110H91V109H90ZM92 110H93V109H92ZM103 110H104V109H103ZM111 110H112V109H111ZM113 110H114V109H113ZM132 110H133V107H132ZM132 110H131V108H130L129 111H132ZM148 110H149V108H148ZM148 110H147V112H148ZM2 111H3V112H6L7 110H6V111L2 110ZM12 111H13V110H12ZM12 111H11V112H12ZM84 111H85V110H84ZM93 111H94V110H93ZM16 112H17V111H16ZM16 112H15V114H16ZM23 112H25V111H23ZM26 112H27V111H26ZM30 112H31V111H30ZM32 112H34V111H32ZM54 112H55V111H54ZM70 112H71V111H70ZM104 112H105V110H104ZM104 112H103V113H104ZM107 112H108V111H107ZM107 112H106L105 116H107L108 113H111V112H108V113H107ZM118 112H119V110H118ZM134 112H135V110H134ZM144 112H145V111H144ZM0 113H1V112H0ZM17 113H18V112H17ZM21 113H22V112H21ZM55 113H56V112H55ZM55 113H54V114H55ZM61 113H62V112H61ZM61 113H60V115H61ZM84 113H85V112H84ZM86 113H87V112H86ZM93 113H95V112H93ZM98 113H99V112H98ZM101 113H102V112H101ZM113 113H114V112H113ZM119 113H120V112H119ZM123 113H124V112H123ZM129 113H130V112H129ZM142 113H143V112H142ZM18 114H19V113H18ZM28 114H29V112H28ZM33 114H34V113H33ZM54 114H53L52 118H50V119H53ZM58 114H59V113H58ZM79 114H80V113H79ZM87 114H88V113H87ZM120 114H121V113H120ZM120 114H119V115H120ZM130 114H131V113H130ZM134 114H135V113H134ZM136 114H137V113H136ZM146 114H147V113L145 112V117L147 118ZM12 115H13V114H12ZM20 115H21V114H20ZM23 115H25V114H23ZM26 115H27V114H26ZM29 115H30V114H29ZM34 115H35V114H34ZM39 115H38V116H39ZM60 115H55V117L60 116ZM62 115H63V114H62ZM62 115H61V116H62ZM64 115L66 116V113H65ZM64 115H63V116H64ZM82 115H83V114H82ZM100 115H101V114H100ZM111 115H112V114H111ZM116 115H117V113H116ZM132 115H133V114H132ZM132 115H128V116H129V118L127 119L128 121H130V120L132 121V119H134V118H130V116H132ZM139 115H140V114H139ZM139 115H138V116H139ZM142 115L144 116V114H142ZM142 115H141V117H142ZM9 116H10V115H9ZM9 116H7V117H9ZM47 116H46V117H47ZM108 116H109V115H108ZM117 116H118V115H117ZM122 116H123V115H122ZM125 116H126V115H125ZM0 117H1V115H0ZM18 117H19V116H18ZM18 117H17V118H18ZM35 117H36V116H35ZM92 117H93V115H92ZM119 117H120V116H119ZM134 117H135V116H134ZM22 118H24V117H22ZM40 118H41V117H40ZM64 118H65V117H64ZM75 118H76V117H75ZM80 118H81V117H80ZM80 118H79V120H80ZM87 118H89V117H87ZM111 118H112V117H111ZM114 118H115V116H114ZM121 118H122V117H121ZM135 118L137 119V117H135ZM139 118H140V117H139ZM146 118H145V119H146ZM14 119H15V118H14ZM24 119H25V118H24ZM38 119H39V118H38ZM41 119H43V118H41ZM60 119H61V118H60ZM68 119H69V118H68ZM81 119H82V118H81ZM117 119H118V118H117ZM124 119H125V118H124ZM124 119H123V120H124ZM147 119H148V118H147ZM0 120H1V119H0ZM20 120H22V119H20ZM27 120H28V119H27ZM61 120H64V119L62 118ZM89 120H90V119H89ZM118 120H119V119H118ZM123 120H122V121H123ZM7 121H8V120H7ZM25 121H26V120H25ZM38 121H39V120H38ZM41 121H42V120H41ZM44 121H45V120H44ZM64 121H65V120H64ZM66 121H67V120H66ZM69 121H70V120H69ZM80 121H81V120H80ZM82 121H83V120H82ZM91 121H92V120H91ZM0 122H1V121H0ZM15 122H16V121H15ZM18 122H19V120H18ZM53 122H54V121H53ZM67 122H68V121H67ZM67 122H65V123H67ZM126 122H127V121H126ZM135 122H136V121H135ZM137 122H138V120H137ZM140 122H141V121H140ZM146 122H147V121H145V123H146ZM4 123H5V121H4ZM11 123H12V122H11ZM20 123H21V122H20ZM23 123H25V122H23ZM32 123H33V122H32ZM40 123H41V122H40ZM47 123H48V122H47ZM71 123H72L73 125H76V124H74V123H76L75 121H74V122H71ZM81 123H82V122H81ZM128 123H129V122H128ZM141 123H143V122H141ZM2 124H3V123H2ZM5 124H6V123H5ZM7 124H9V122H8ZM21 124H22V123H21ZM27 124H28V123H27ZM44 124H45V123H44ZM48 124H51V123H48ZM77 124H78V127H79V123H77ZM88 124H89V123H88ZM92 124H93V123H92ZM92 124H90V125L92 126ZM116 124H117V123H116ZM118 124H119V123H118ZM118 124H117V125H118ZM125 124H126V123H124V126H125ZM143 124H144V123H143ZM15 125H16V124H15ZM35 125H36V123H35ZM40 125H41V124H40ZM45 125H46V124H45ZM45 125H44V126H45ZM68 125H69V123H68ZM80 125H81V124H80ZM93 125H95V124H93ZM122 125H123V124H122ZM134 125H137V124L134 123ZM138 125H139V123H138ZM146 125H147V123H146ZM1 126H2V125H1ZM9 126H10V125H9ZM9 126H8V127H9ZM23 126H24V125H23ZM23 126H22V127H23ZM29 126H30V125H29ZM36 126H37V125H36ZM76 126H77V125H76ZM87 126H88V125H87ZM95 126H96V125H95ZM95 126H94V127H95ZM120 126H121V125H120ZM126 126H128V125L126 124ZM131 126H132V124H131ZM5 127H6V129H7V126H5ZM5 127H4V128H5ZM12 127H13V126H12ZM82 127H83V126H82ZM82 127H81L80 129H82ZM94 127H92V128H94ZM96 127H97V126H96ZM110 127H111V126H110ZM121 127H122V126H121ZM132 127H133V126H132ZM140 127H141V126H140ZM4 128L2 127L1 129L3 130ZM10 128H11V126H10ZM13 128H14V127H13ZM20 128H21V127L19 126V129H20ZM32 128H33V127H32ZM39 128H40V127H39ZM44 128H45V127H44ZM46 128H47V127H46ZM49 128H50V127H49ZM67 128H68V126H67ZM69 128H70V126H69ZM71 128H72V127H71ZM76 128H77V127H76ZM83 128H84V127H83ZM86 128H88V127H86ZM105 128H107V127H105ZM134 128H135V127H134ZM134 128H133V129L131 128V129H132L134 132H136V131H137V128H136V130H134ZM141 128H142V127H141ZM6 129H5V130H6ZM11 129H12V128H11ZM11 129H10V130H11ZM14 129H15V128H14ZM14 129H13V130H14ZM16 129H17V127H16ZM21 129H22V128H21ZM24 129H25V128H24ZM33 129H34V128H33ZM63 129H64V128H63ZM65 129H66V127H65ZM65 129H64V130H65ZM73 129H74V127H73ZM77 129H78V128H77ZM77 129H76L75 131H77ZM88 129H89V128H88ZM125 129H126V128H125ZM127 129H128V128H127ZM138 129H139V128H138ZM143 129H144V128H143ZM7 130H8V133H9V129H7ZM26 130H27V129H26ZM28 130H29V128H28ZM35 130H36V129H35ZM37 130H38V129H37ZM37 130H36V131H37ZM41 130H42V128H41ZM47 130H49V129H47ZM50 130H51V129H50ZM70 130H71V129H70ZM78 130H79V129H78ZM94 130H95V128H94ZM105 130H106V129H105ZM16 131H17V130H16ZM51 131H52V130H51ZM57 131H59V130H57ZM62 131H63V130H62ZM81 131L83 132V129H82ZM85 131H86V130H84V132H85ZM92 131H93V130H92ZM121 131H123V130H121ZM126 131H127V130H126ZM126 131H124V132H126ZM140 131H141V130H140ZM145 131H146V130H145ZM11 132H12V130H11ZM24 132H25V130H24ZM24 132H23V133H24ZM67 132H68V130H67ZM78 132H79V131H78ZM84 132H83V133H84ZM87 132H89V131H87ZM97 132H98V131H97ZM105 132H106V131H105ZM127 132H128V131H127ZM127 132H126V133H127ZM142 132H144V130H143ZM168 132H169V131H168ZM1 133H2V132H1ZM4 133H5V132L3 131V134H4ZM6 133H7V132H6ZM6 133H5V134H6ZM13 133H15V131H14ZM16 133H18V132H16ZM20 133H22V132H20ZM20 133H19V134H20ZM27 133H28V131H27ZM32 133H33V132H32ZM58 133H59V132H58ZM61 133H63V132H61ZM107 133H108V132H107ZM113 133H114V131H113ZM118 133H122V132H118ZM129 133H130V132H129ZM137 133H139V131H138ZM169 133H170V132H169ZM177 133H178V132H177ZM3 134H2V135H3ZM10 134H11V133H10ZM67 134H68V133H67ZM67 134H66V132H65V134H62V136L64 135V137H65ZM85 134H86V133H85ZM85 134H83V136H84ZM100 134H101V133H100ZM115 134H116V133H115ZM143 134L145 135L146 133H143ZM143 134H142V135H143ZM179 134H180V133H179ZM0 135H1V134H0ZM7 135H8V134H7ZM33 135H35V134H32V136H33ZM40 135H41V134H40ZM40 135H39V136H40ZM48 135H49V134H48ZM70 135H73V134H70ZM76 135H77V134H76ZM87 135H88V134H87ZM87 135H86V136H87ZM117 135H118V134H117ZM122 135H123V133H122ZM122 135H121V137H122ZM131 135H132V133H131ZM137 135H138V134H137ZM147 135H148V134H147ZM176 135L178 136V134H176ZM5 136H6V135H5ZM5 136H4V137H5ZM28 136H30V135H28ZM37 136H38V135H37ZM52 136H53V135H52ZM89 136H90V135H89ZM89 136H88V137H89ZM91 136H94V135H91ZM96 136L98 137V136H100V135L97 134ZM110 136H112V135H110ZM110 136H109V137H110ZM138 136H139V135H138ZM172 136H173V135H172ZM1 137H2V138H1ZM1 137H0L1 139H4L3 136H1ZM24 137H25V135H24ZM59 137H61V136H59ZM59 137H57V138H59ZM81 137H82V135H81ZM100 137H101V136H100ZM114 137H115V136H114ZM116 137H117V136H116ZM123 137H124V136H123ZM128 137L130 138V135H129V134H128ZM134 137H135V136H134ZM144 137H145V136H144ZM29 138H30V137H29ZM33 138H36V137H33ZM47 138H48V137H47ZM47 138H45V139H47ZM50 138L52 139L51 136H50ZM65 138H66V139H65ZM65 138H64L65 140L68 139V137H65ZM74 138H75V137H74ZM74 138H73V139H74ZM82 138H83V137H82ZM86 138H87V137H86ZM112 138H113V137H112ZM136 138H138V137H136ZM141 138L143 139V137H141ZM177 138H179V137H177ZM89 139H90V138H89ZM119 139H120V138H119ZM119 139L117 138V140H119ZM126 139H128V138H126ZM131 139L133 140V138H131ZM148 139H149V138H148ZM148 139H147V140H148ZM175 139H176V138H175ZM48 140H49V139H48ZM54 140H55V139H54ZM58 140H59V139H58ZM58 140H57V141H58ZM80 140H81V139H80ZM80 140H79V142H80ZM92 140H93V139H92ZM123 140H124V142H125V139H124V138H123ZM128 140H129V139H128ZM60 141H62V139H61ZM63 141H64V140H63ZM73 141H75V140H73ZM85 141H86V140H85ZM89 141H90V140H89ZM93 141H95V140H93ZM93 141H91V142H93ZM99 141H100V140H99ZM110 141H111V139H110ZM120 141H122V140H120ZM126 141H127V140H126ZM130 141H131V140H130ZM144 141H145V139H144ZM178 141H179V140H178ZM180 141H181V140H180ZM1 142H3V141L1 140ZM27 142H28V141H27ZM46 142H47V141H46ZM51 142H52V140H51ZM64 142H66V141H64ZM67 142H68V141H67ZM79 142H76V143H79ZM81 142L83 143L84 141H81ZM96 142H97V140H96ZM106 142H108V141H106ZM106 142H105V143H106ZM134 142H135V141H134ZM134 142H133V143H134ZM137 142H138V141H137ZM141 142H142V141H141ZM141 142L139 141V143H141ZM149 142H150V141H149ZM41 143H42V142H41ZM41 143H40V144H41ZM47 143L49 144V141H48ZM71 143H73V142L71 141ZM76 143L74 142V147H75ZM93 143H94V142H93ZM93 143H92V144H93ZM109 143H110V142H109ZM117 143H118V142H117ZM131 143H132V142H130V144H131ZM142 143H143V142H142ZM180 143H181V142H180ZM1 144H2V143H1ZM1 144H0V145H1ZM3 144H4V143H3ZM29 144H30V143H29ZM35 144H36V143H35ZM38 144H39V143H38ZM51 144H53V143H51ZM51 144H50L49 147H52ZM56 144H57V142H55V145H56ZM69 144H70V143H69ZM113 144H114V146H115L116 143L114 142ZM128 144H129V143H128ZM128 144H127V145H128ZM135 144H136V143H135ZM148 144H149V143H148ZM174 144H176V143H174ZM174 144L172 143L173 146H174ZM17 145H18V144H17ZM20 145H22V144H19V146H20ZM23 145H24V143H23ZM27 145H28V144H27ZM31 145H32V144H31ZM89 145H90V144H89ZM119 145H120V143H119ZM133 145H134V144H133ZM136 145H137V144H136ZM146 145H147V144H146ZM177 145H178V144H177ZM4 146H5V145H4ZM38 146H39V145H38ZM59 146H61V145H58V148H59ZM64 146H65V144H64ZM64 146H62L61 148L63 149ZM66 146H67V145H66ZM66 146H65V147H66ZM68 146H69V145H68ZM70 146H71V145H70ZM84 146H85V145H84ZM93 146H94V145H93ZM93 146H91V147H92V151H93V148H94ZM110 146H112V143L110 144ZM138 146H139V145H138ZM138 146H137V147H138ZM143 146H144V145L142 144V148L144 149ZM175 146H176V145H175ZM26 147H27V146H26ZM28 147H29V146H28ZM31 147H33V146H31ZM39 147H40V146H39ZM47 147H48V146H47ZM56 147H57V146H56ZM77 147H79V146H77ZM86 147H87V146H86ZM86 147H85V148H86ZM97 147H98V146H97ZM101 147H102V145H101ZM112 147H113V146H112ZM112 147H111V148H112ZM121 147H122V146H121ZM133 147H135V145H134ZM145 147H146V146H145ZM149 147H150V146H149ZM177 147L179 148V145H178ZM177 147H176V148H177ZM5 148H6V147H5ZM23 148H24V146H23ZM61 148H60V149H61ZM66 148H67V147H66ZM80 148H81V147H80ZM83 148H84V147H83ZM95 148H96V147H95ZM95 148H94V149H95ZM102 148H103V147H102ZM106 148H107V147H106ZM113 148H114V147H113ZM113 148H112V149H113ZM118 148H119V147H118ZM118 148L115 149V150L113 149V150L116 151V150H118ZM176 148H175V149H176ZM178 148H177V149H178ZM6 149H7V148H6ZM29 149H30V148H29ZM33 149H34V148H33ZM33 149H31V150H33ZM39 149H40V148H39ZM47 149H48V148H47ZM50 149H52V148H50ZM53 149H54V148H53ZM77 149H79V148H77ZM87 149H88V147H87ZM98 149H99V148H98ZM104 149H105V148H104ZM131 149H132V148H131ZM137 149H138V148H137ZM3 150H4V149H3ZM14 150H15V149H14ZM18 150H20V148H19ZM27 150H28V149H27ZM36 150H38V149H36ZM42 150H43V149H42ZM57 150H58V149H57ZM63 150H64V149H63ZM67 150H70V149H67ZM81 150H82V149H81ZM88 150H89V149H88ZM107 150H109V149H107ZM121 150H122V149H121ZM124 150H125V149H124ZM134 150H136V149H134ZM139 150H140V149H139ZM20 151H21V150H20ZM22 151H25V149L22 150ZM39 151H40V150H39ZM47 151H50V150H47ZM55 151H56V149H55ZM110 151H112V150H110ZM119 151H120V150H119ZM137 151H138V150H137ZM140 151H141V150H140ZM174 151H175V150H174ZM176 151H177V150H176ZM0 152H1V151H0ZM4 152H5V151H4ZM27 152H29V151H27ZM34 152H36V151H34ZM40 152H41V151H40ZM50 152H52V151H50ZM56 152H57V151H56ZM65 152H66V151H65ZM73 152H74V151H73ZM75 152H76V150H75ZM78 152H79V150L77 151V153H78ZM85 152L88 153L87 151H85ZM93 152H94V151H93ZM93 152H91V153H93ZM99 152H102V151H99ZM131 152H132V151H131ZM131 152L129 151V154H130ZM138 152H139V151H138ZM141 152H142V151H141ZM144 152H146V151H144ZM144 152H143V154H144ZM177 152H178V151H177ZM16 153H18V152L16 151ZM16 153H14V155H15ZM19 153H20V152H19ZM24 153H26V152H24ZM38 153H39V152H38ZM38 153H37V154H38ZM41 153H42V152H41ZM57 153H58V152H57ZM60 153H62V152H60ZM80 153H83V154H84V151H83V152L80 151ZM110 153H111V152H110ZM113 153H114V152H113ZM133 153H134V152H133ZM147 153H148V151H147ZM174 153H175V152H174ZM4 154H5V153H4ZM8 154H9V152H8ZM8 154H7V155H8ZM26 154H27V153H26ZM31 154H32V153H31ZM78 154H79V153H78ZM78 154H76V155H74V156H76V158H77V157H80V156L82 155V154H80V156H77ZM93 154H95V153H93ZM97 154H98V152H97ZM124 154H125V153H124ZM135 154H136V153H135ZM141 154H142V153H141ZM176 154H177V153H176ZM176 154H175V155H176ZM41 155H42V154H41ZM41 155H40V156H41ZM49 155H50V153H49ZM51 155H52V154H51ZM54 155H55V153H54ZM61 155H63V154H61ZM72 155H73V153H72ZM72 155L70 154L71 157H72ZM99 155H100V154H99ZM99 155H98V156H99ZM122 155H123V153H122ZM122 155H121V156H122ZM145 155H146V154H145ZM145 155H144V156H145ZM157 155H159V153H157ZM5 156H6V155H5ZM15 156H16V155H15ZM22 156H23V155H22ZM24 156H25V155H24ZM29 156H31V155H29ZM40 156H39V157H40ZM47 156H48V152H47ZM55 156H56V155H55ZM55 156H54V157H55ZM64 156H67V155L65 154ZM70 156H68V157H70ZM101 156H102V154H101ZM104 156H105V154H104ZM104 156H103V157H104ZM126 156L128 157V155H126ZM136 156H137V154H136ZM144 156L142 155V157H144ZM19 157H20V156H19ZM36 157H37V156H36ZM56 157H57V156H56ZM60 157H61V156H60ZM62 157H63V156H62ZM127 157H126V158H127ZM134 157H135V156H134ZM139 157H140V155H139L137 158H139ZM145 157H146V156H145ZM153 157H154V156H153ZM46 158L48 159V157H46ZM49 158H50V157H49ZM63 158L66 159L67 157H63ZM72 158H73V157H72ZM72 158H71V160H72ZM120 158H121V157H120ZM123 158H125V157L123 156L122 159H123ZM132 158H133V157H132ZM25 159H26V158H25ZM41 159H44V158L41 157ZM47 159H46V160H47ZM51 159L53 160V158H51ZM51 159H50V160H51ZM60 159H61V158H60ZM65 159H64V160H65ZM130 159H131V158H130ZM139 159H140V158H139ZM142 159H143V158H142ZM152 159H153V158H152ZM36 160H37V159H36ZM36 160H34V161H36ZM50 160H49V161H50ZM52 160H51V162H52ZM56 160H57V159H56ZM61 160H63V159H61ZM73 160H74V159H73ZM135 160H136V159H135ZM137 160H138V159H137ZM153 160H156V159H153ZM170 160H171V159H170ZM37 161H38V160H37ZM58 161H59V160H58ZM66 161L68 162V159H66ZM66 161H65V162H66ZM69 161H70V160H69ZM77 161H78V160H77ZM89 161H90V160H89ZM91 161H92V160H91ZM91 161H90V162H91ZM132 161H134V160L132 159ZM171 161H172V160H171ZM171 161H170V162H171ZM176 161H177V160H175V162H176ZM51 162H50V163H51ZM55 162H56V161H55ZM59 162H60V161H59ZM62 162H63V161H62ZM85 162H86V161H85ZM127 162H128V161H127ZM165 162H166V161H165ZM173 162H174V161H173ZM38 163H39V162H38ZM40 163L42 164V162H40ZM53 163H54V162H53ZM74 163H76V162H74ZM80 163H81V162H80ZM83 163H84V162H83ZM144 163H145V162H144ZM176 163H178V162H176ZM58 164H59V163H58ZM60 164H61V163H60ZM72 164H73V163H72ZM78 164H79V163H78ZM84 164H85V163H84ZM86 164H88V163H86ZM38 165H39V164H38ZM38 165H37V166H38ZM62 165H63V164H62ZM173 165H174V163H173ZM176 165H177V164H176ZM35 166H36V165H35ZM63 166H64V165H63ZM63 166H62V167H63ZM77 166H79V165H77ZM174 166H175V165H174ZM47 167H48V166H47ZM52 167H53V166H52ZM65 167H66V166H65ZM73 168H75V167H73ZM46 169H47V168H46ZM46 169H45V170H46ZM47 170H48V169H47ZM37 173H38V170H37ZM37 173H36V175H37ZM40 173H41V172H40ZM43 173H44V172H43ZM52 173H53V172H52ZM36 175H35V176H36ZM46 175H48V173H47ZM51 175H53V174H51ZM36 177L38 178V176H36ZM39 177H40V176H39ZM43 178H44V177H43ZM43 178H42V180H43ZM60 178H61V177H60ZM40 179H41V178H40ZM45 179H46V178H44V180H45ZM47 179H48V178H47ZM58 179H59V178H58ZM42 180H40V181H42ZM47 181H48V180H47ZM58 181H59V180H57V182H58ZM60 181H61V179H60ZM60 181H59V182H60ZM61 182H62V181H61ZM48 184H49V182H48ZM52 184H53V183H52ZM40 185H41V183H40ZM45 186H46V185H45ZM46 187H48V186H46ZM38 189H39V187H38ZM40 189H41V188H40ZM47 189H48V188H47ZM40 191H42V189H41ZM49 191H50V190H49ZM36 192H37V191H36ZM50 192H51V191H50ZM39 193H41V192H39ZM47 193H48V192H47ZM36 194H37V193H36ZM42 195H43V194H42ZM42 195H41V196H42ZM46 195H47V194H46ZM48 195H49V194H48ZM48 195H47V197H46L45 195H44V196L48 199ZM49 196H50V195H49ZM53 196H54V195H53ZM53 196H52V198H53ZM50 197H51V196H50ZM41 198H42V197H40V199H41ZM52 198H50V199H52ZM37 199H38V197H37ZM38 200H39V199H38ZM55 200H56V199H55ZM35 201H36V199H35ZM43 201H45V200H43ZM40 202H41V201H40ZM51 202H52V201H51ZM51 202H50V204H53V202H55V201H53L52 203H51ZM34 203H35V202H34ZM47 203L49 204V201H48ZM47 203H46V204H47ZM35 204H36V203H35ZM35 204H34V205H35ZM37 206H38V205H37ZM50 206H51V205H50ZM40 207H41V206H40ZM47 207H48V206H47ZM49 208H50V207H49ZM42 209H43V208H42ZM51 209H52V208H51ZM175 209H176V208H175ZM36 210H37V209H36ZM38 210H39V209H38ZM40 210H41V208H40ZM44 210H45V208H44ZM46 210H47V209H46ZM48 210H50V209H48ZM29 212H30V211H29ZM41 212H42V210H41ZM45 212H46V211H45ZM51 212H52V211H51ZM40 214H41V213H40ZM49 214H50V213H49ZM46 216H47V215H46ZM51 216H52V215H51ZM51 216H50V217H51ZM47 217H49V215H48ZM50 217H49V218H50ZM43 218H44L43 220H49V218H48V219H45L46 217H43ZM53 219H54V218H53ZM40 220H41V219H40ZM41 221H42V220H41ZM42 223H43V222H42ZM46 223H47V222H46ZM37 224H39V223H37ZM54 224H55V222H54ZM42 225H43V224H42ZM53 226H54V225H53ZM46 227L48 228V226H46ZM39 228H40V227H39ZM39 228H38V229H39ZM41 229H42V228H41ZM53 229H55V227H54ZM19 230H20V229H19ZM49 230H50V229L48 228V231H49ZM20 231H21V230H20ZM41 231H42V230H40L39 233H40ZM50 231H51V230H50ZM50 231H49V232H50ZM52 231H53V230H52ZM52 231H51V232H52ZM37 232H38V231H37ZM40 234H41V233H40ZM42 234H44V233H42ZM53 234H54V232H53ZM165 234H166V237H167V234H168V233H165ZM16 235H17V234H16ZM46 235H47V234H46ZM48 235L50 236V234H48ZM17 236H19V234H18ZM38 236L41 237V235H39V234H38ZM52 237H53V236H52ZM52 237H51V238H52ZM169 237H170V236H169ZM21 238H22V237H21V235H20V238H19L18 240H20ZM13 239H14V238H13ZM40 239H41V238H40ZM160 239H161V237H160ZM170 239H171V238H170ZM16 240H17V239H16ZM26 240H27V239H26ZM26 240H25V241H26ZM34 240L36 241V239H34ZM44 240H45V239H44ZM48 240H50V239H48ZM163 240H165V239H163ZM166 240H167V239H166ZM21 241H22V239H21ZM23 241H24V240H23ZM42 241H43V240H42ZM50 241H51V240H50ZM159 241H160V240H159ZM168 241H169V240H168ZM172 241H173V240H172ZM11 242H14V241L11 240V241H10V244H12ZM16 242H17V241H16ZM37 242H38V240H37ZM44 242H45V241H44ZM46 242H47V241H46ZM23 243H26V242H23ZM31 243H32V242H31ZM31 243H30V244H31ZM33 243H35V242H33ZM40 243H42V242L40 241ZM21 244H22V243H21ZM26 244H27V243H26ZM30 244H29V245H30ZM31 245H32V244H31ZM31 245H30V246H31ZM36 245H38V244L36 243L35 246H36ZM46 245H47V244H46ZM9 246L11 247V245H9ZM12 246H13V245H12ZM14 246H15V245H14ZM14 246H13V247H14ZM21 246H22V245H21ZM23 246H24V245H23ZM23 246H22V247H23ZM27 246H28V245H27ZM41 246H43V245H41ZM10 247H9V248H10ZM13 247H12V248H13ZM31 247H32V246H31ZM33 247H34V246H33ZM43 247L45 248V246H43ZM9 248H8V249H9ZM40 248H41V249H44V248H42V247H40ZM40 248H39V246H38V249H40ZM47 248H48V247H47ZM13 249H14V248H13ZM13 249H12V250H13ZM23 249H24V247H23ZM28 249H30V248H28ZM32 249H33V248H32ZM48 249H49V248H48ZM51 249H52V247H51ZM51 249H50V250H51ZM10 250H11V249H9V251H10ZM33 250H34V249H33ZM6 251H7V250H6ZM6 251H5V252H6ZM16 251H17V250H16ZM34 251H35V250H34ZM37 251H38V250H37ZM37 251H36V253H37ZM41 251H42V250H41ZM45 251L47 252V249H45ZM13 252H14V251H13ZM13 252H12V253H13ZM27 252H29V250H28ZM27 252H25V253H27ZM12 253L9 252V254H11V256H15V255H14L15 253H14L13 255H12ZM30 253H32V252L30 251ZM3 254H4V253H3ZM16 254H17V253H16ZM34 254H35V253H34ZM34 254H33V255H34ZM49 254H50V252H49ZM49 254H47V253L45 254V253H44V255H48V256H50ZM1 255H2V254H1ZM6 255H7V254H6ZM22 255H23V253H22ZM25 255H26V254H25ZM42 255H43V254H42ZM44 255H43V256H44ZM51 255H52V254H51ZM4 256H5V255H4ZM16 256H17V255H16ZM28 256H29V255H28ZM40 256H41V255H40ZM31 257H32V256H31ZM46 257H47V256H46ZM56 257H57V256H56ZM0 258H2V257H0ZM6 258H7V257H6ZM22 258H24V256H23ZM22 258H21V259H22ZM28 258H30V257H28ZM32 258H34V257H32ZM37 258H38V257H37ZM37 258H36V259H37ZM42 258H44V257H42ZM26 259H27V256H26ZM44 259H45V258H44ZM46 259H48V258H46ZM49 259H50V258H49ZM2 260H3V259H2ZM27 260H28V259H27ZM45 261L47 262V260H45ZM54 261H55V260H54ZM41 262H43V261H41ZM48 263H49V262H48ZM125 263H126V262H125ZM34 264H35V263H34ZM36 264H37V263H36ZM39 264H40V262H39Z\"/></svg>",
	"mask_w": 264,
	"mask_h": 264
}]
</instances>
